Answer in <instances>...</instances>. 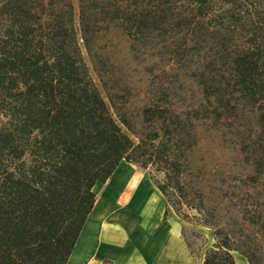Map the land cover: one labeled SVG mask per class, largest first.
Here are the masks:
<instances>
[{
    "label": "trees",
    "instance_id": "obj_1",
    "mask_svg": "<svg viewBox=\"0 0 264 264\" xmlns=\"http://www.w3.org/2000/svg\"><path fill=\"white\" fill-rule=\"evenodd\" d=\"M197 2L202 18L206 1ZM167 24L152 0H79L78 19L71 0H0V264H69L95 208V187L123 163L149 173L181 223L213 232L203 264H236L234 254L264 264V49L246 46L196 76L207 103H167L159 91L136 118L132 103L110 91L104 99L91 77L93 64L112 83L97 54L103 34L120 28L135 45L148 44ZM248 114L260 143L249 147L240 199L225 193L226 183L213 188L201 179L195 157L202 124H234ZM232 198L241 205L224 210V224L220 207ZM188 234L199 254L207 240L182 230L198 260Z\"/></svg>",
    "mask_w": 264,
    "mask_h": 264
},
{
    "label": "rangeland",
    "instance_id": "obj_2",
    "mask_svg": "<svg viewBox=\"0 0 264 264\" xmlns=\"http://www.w3.org/2000/svg\"><path fill=\"white\" fill-rule=\"evenodd\" d=\"M152 1L154 5H160L168 17L169 24L163 33L148 44L138 45L124 29L117 28L110 34H103L97 54L102 55L112 83L106 76L99 75L93 64L89 65L91 77L102 97L107 98V91H110L119 96L120 103H132V118L138 117L140 109L147 103L155 101L159 91L162 94L158 93V97L164 95L167 103H186L187 107L207 103L196 76L214 67L221 57L227 58L246 46L254 44L264 49V0H201L206 1L202 18L196 17L200 5L197 0L189 3L182 0ZM71 2L78 19L79 0ZM131 5L130 2L128 6ZM177 23L181 25L177 27ZM164 72L169 76H163ZM103 83L109 86L108 89ZM253 117V114H248L247 118L234 124L206 122L199 129L201 144L195 164L202 170L201 179L213 188L226 183L225 193L240 199H246V195L236 190L237 181L249 176L251 171L249 147L252 149L260 143ZM144 173L149 177L148 172ZM205 193L216 205L220 204L210 189L206 188ZM237 204L241 205V202L234 198L223 201L220 209L224 224L229 218L224 210ZM190 215L194 216L193 213ZM185 229L199 231L207 240V247L199 254L200 242L187 235L196 246L195 254L204 262V253L214 245L213 232L187 224ZM262 254L264 261V251Z\"/></svg>",
    "mask_w": 264,
    "mask_h": 264
},
{
    "label": "crops",
    "instance_id": "obj_3",
    "mask_svg": "<svg viewBox=\"0 0 264 264\" xmlns=\"http://www.w3.org/2000/svg\"><path fill=\"white\" fill-rule=\"evenodd\" d=\"M144 174L123 163L106 185L95 187L101 188L95 208L69 264H203L189 255L185 224ZM233 258L248 264L237 254Z\"/></svg>",
    "mask_w": 264,
    "mask_h": 264
},
{
    "label": "bare ground",
    "instance_id": "obj_4",
    "mask_svg": "<svg viewBox=\"0 0 264 264\" xmlns=\"http://www.w3.org/2000/svg\"><path fill=\"white\" fill-rule=\"evenodd\" d=\"M97 187H98V186H97ZM100 189H101V188H95V189H94V191H93V192H94V194H99V192H100Z\"/></svg>",
    "mask_w": 264,
    "mask_h": 264
}]
</instances>
